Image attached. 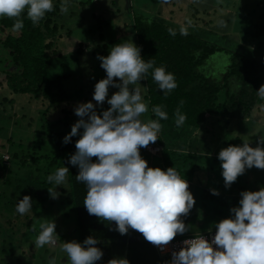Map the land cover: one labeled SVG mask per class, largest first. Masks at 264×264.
<instances>
[{"label": "trees", "instance_id": "1", "mask_svg": "<svg viewBox=\"0 0 264 264\" xmlns=\"http://www.w3.org/2000/svg\"><path fill=\"white\" fill-rule=\"evenodd\" d=\"M76 1L79 3L78 0H67V4ZM62 3L64 0H53V11L46 13L44 19L35 26L25 15L24 27L18 32L12 30L13 20L0 18V44L4 50V55L0 56V134H9L6 143L13 150L9 162L0 154V239L6 244L14 240L17 245L6 250L10 258L3 256L2 252L6 251L1 249L0 261L2 264L40 263L27 260L28 254L32 252L27 251L25 244L35 246L28 237L33 223L39 224L42 219L37 221L36 218H45V215L52 213L53 201L49 200L48 190L53 188L54 183H49L47 177L65 166L69 169L66 186L59 189L64 193V202L74 212L79 242L83 243L89 236L99 240L96 246L102 250L103 257L96 264H107L113 257L127 258L129 264H168L167 257L159 254L156 246L146 241L142 234L129 229L126 235H121L116 230L115 222L106 225L107 221L101 222L89 215L83 206L87 186L76 180L78 167L68 162L70 155L76 151L75 142L79 137H72L67 144L63 142L73 126V109L69 106L73 99L64 85L65 79L71 75L68 67L73 60L66 55V41L71 36L70 30L76 25H63ZM191 11L193 21L189 25L190 29L186 28L187 35H181L179 31L182 25L186 27V21V24L169 25L155 16L149 18L138 13L132 24L141 56L145 61H154V67L163 66L174 74L178 85L165 96L152 79L151 69L143 79L150 118L158 119L151 109L161 105L168 119L160 120L162 129L158 140L149 144L160 148L159 155L147 147L141 150L150 158L155 156L160 162L155 167L163 170L175 167L186 180L195 171L207 174L219 168L218 153L221 149L210 154V149L196 132L198 129L210 131L205 126L207 120L213 118L215 121L209 122L223 130L221 143L224 144L223 138L233 137L234 141H228L227 145H237L248 141L249 135L257 134V129L252 132V127L244 132L236 128H248L252 112L264 105V99L258 95L260 86L264 85V63L247 57L236 46L224 45L225 39H229L228 34L219 37L218 32L208 29L210 20L203 22L202 29L197 17L198 8L194 7ZM169 28L176 30L174 37L169 34ZM92 49L93 46H90L89 51L97 56H106L105 45L99 53ZM75 52L77 55L82 52L81 43ZM100 64L99 60L97 67L103 72ZM83 79H88V83L94 82L88 75ZM113 93L109 91V98ZM90 94L92 91L87 92V95ZM178 107L186 116L181 127L175 124L174 114ZM228 125L231 128L225 130ZM261 125L264 126V122ZM231 130H237L235 132L238 133L234 134ZM6 143H0L1 148L5 149ZM255 144L256 147L258 143ZM257 176L259 169L253 167L246 169L235 182L252 185L250 179ZM234 183L220 190L218 187L225 184L189 188L193 196L194 193L199 194L189 214L182 217L189 229L197 227L206 230L217 223V219L232 215L230 209L235 205L231 202L236 201L234 198L229 200L228 195L234 190H242ZM212 187L218 188L219 193L223 192L224 197L213 195ZM25 195L32 198V208L30 214L21 219L18 218L16 206ZM4 227L10 230L2 231Z\"/></svg>", "mask_w": 264, "mask_h": 264}, {"label": "clouds", "instance_id": "2", "mask_svg": "<svg viewBox=\"0 0 264 264\" xmlns=\"http://www.w3.org/2000/svg\"><path fill=\"white\" fill-rule=\"evenodd\" d=\"M60 8L68 12L67 0ZM53 9V0H0V18L13 20L15 32L23 29L25 15L35 26ZM179 31L181 35L188 34L183 25ZM168 32L173 37L176 35L173 28ZM97 59L106 78L94 86L96 104L89 101L76 106L75 115L80 119L63 138L67 144L72 137H79L68 162L78 167L76 180L87 186L83 206L89 215L107 221L106 225L115 222L121 235L132 229L155 246H167L178 234L190 230L182 217L189 214L195 200L188 181L175 167L166 170L149 167L141 156V148L158 140L160 120H167L168 114L163 106L155 105L151 111L158 119H142L149 107L144 102L140 81L151 69L152 79L167 96L178 86L175 76L163 66L154 67L152 60L145 61L131 38L113 45L108 55H98ZM110 86L118 91L108 98ZM258 95L264 99V85L260 86ZM105 101L110 107L98 113L97 105L102 106ZM174 115L176 126L181 127L186 116L179 107ZM154 148L152 153L159 152V147ZM218 159L225 187L229 188L246 169L264 170V137H260L256 147L247 142L242 146L229 145L219 151ZM68 172L67 167H60L47 181L61 186ZM48 191L52 198H58L56 191L55 194ZM212 194L219 192L213 189ZM240 196L239 205L230 209L232 215L214 224L215 234L210 241L204 233L184 240L180 250L172 253L170 264H264V187L242 191ZM31 208L32 198L25 195L18 201L16 211L24 215ZM57 236L55 222L46 220L39 225L35 246L54 245ZM98 243L97 238L89 236L83 243L64 242L62 251L69 264H96L103 257ZM107 264H129V261L113 257Z\"/></svg>", "mask_w": 264, "mask_h": 264}, {"label": "rangeland", "instance_id": "3", "mask_svg": "<svg viewBox=\"0 0 264 264\" xmlns=\"http://www.w3.org/2000/svg\"><path fill=\"white\" fill-rule=\"evenodd\" d=\"M78 1L79 3L76 1V3L72 4L70 2L67 4L69 10L68 12H63L64 17L63 20H61L63 25L66 27L76 25V27H73L72 30H70L71 36L66 41V55L68 58L73 60L70 67H68L71 75L65 79L64 85V89L67 90V93L70 95L71 99H73L70 100L71 104L69 105L73 109V124L80 119V117L75 115V108L79 103L91 101L94 105L96 104V102L93 100L94 86L98 82V79H102L104 75H106V72H101L99 67H97L99 63V59H97L98 56L95 53L89 51V47L93 46L92 50H95L97 53H99L101 50H103V45H105V52L106 55H108L109 50L113 45L128 40L129 38H131L137 46V41L132 30V24L134 16L138 13L148 16L149 18L155 16L157 19L165 21L169 25L186 24L187 22L186 28L190 29V24L188 22L193 21L191 10L194 7L198 8L199 14L197 17L201 22L199 27L203 29V22L210 20L211 23L208 25V29L218 32L219 37H222V34H228L229 39H225V43H223L224 45L236 46L237 48L242 49L247 57L264 63V0ZM204 10L205 12H203ZM207 13H209V15H207ZM66 43L64 42V46H66ZM80 43L82 44V52L77 55L75 49ZM97 46L101 47L98 48ZM3 55L4 50L0 44V56ZM85 75H88L94 82L90 81L88 83V79H83ZM140 84L144 102L147 104V100L145 99V81L141 80ZM88 91H92V94L87 95ZM109 91L112 93V91L116 92L118 89L116 88L113 90L111 88ZM109 107L110 105H108L105 101L102 106L97 105L96 110L98 113H101L103 110H105V108L108 109ZM261 107V109L252 112V116L249 120L251 125H249L248 128L242 129L241 126L236 128L237 130H241L239 132H244L248 131V129L252 127V132H255L257 129V134L249 135L248 141L244 140L236 146H242L244 142H247L251 147H255V143H259L260 137H264V126L261 125L264 122V105ZM37 108L38 107H36V109ZM32 115L34 114L32 113ZM35 116L32 117L35 118ZM147 118H150V111L146 114V116L142 117V119ZM213 120L214 119L211 118L209 121ZM209 121L207 120L205 125L206 129L210 130L209 132L203 131L201 129H198L196 132L198 137H200V139H202L210 149V154L213 155L218 152V150L228 147L227 142L234 141V138L232 137L226 140L223 138L222 140H224V144L221 143L220 141L223 136V130L217 127V124H212ZM230 125L226 126L225 130H229L231 128ZM256 125H260V127H257ZM10 128H12V125ZM235 131L231 130L232 133ZM8 136L9 134L7 132L0 134V143H6ZM153 146L155 145L147 146V148L149 150L155 151ZM12 152L13 150L10 148L8 143L5 144V149L1 148L0 146V154L2 155V158L7 159L8 162ZM143 152L144 151L140 149L141 156L144 159H148L147 162L149 167H152L153 165L155 167L160 163L158 160H156L154 155V157L150 158V156L143 154ZM156 155H159V153L157 152ZM93 162H95V158ZM223 180L221 161H219V168L216 169L215 172H209L205 174L201 171H195L191 177L187 178L189 188L195 185L210 187L215 183L220 185V183L224 184ZM250 181L252 185L248 184V186L243 182H235L237 188H242L241 191L236 192L234 190V193L228 195L229 200L234 198L233 200L236 201L234 202L235 204L233 201L231 202V204L235 205V207L239 205V200L242 198L240 193L242 191H258L261 187H264V170L259 169V176L250 179ZM65 184L66 183L64 182L61 186L57 187L54 184L51 190L54 194L55 191L58 193V198H52L51 196L49 198V200L53 201L51 204L52 213L45 215V218H36L37 221L41 219L42 220L39 224L33 223L30 233H28V237L31 239V242L35 243L36 235L39 231V225L46 220L49 222L54 221L56 224V233L58 235L56 237V243L54 245H45L42 248H35L34 244H32L33 247H31L29 246V243H26L25 246L28 248L27 251L32 252L28 254V261H40L38 264H49L50 261H52L53 264H69L66 254L62 251V245L64 242H69L72 240L79 242V239L76 232L77 229L75 225L74 212L71 210V206L64 202V193H62L59 189L60 187L61 189H63L62 187L65 188ZM223 187H225V185L218 188L220 190V188L223 189ZM218 188L212 187V189L215 190H218ZM193 197H195L194 200L196 203L199 198V194L194 193ZM218 197H224V193L220 192ZM198 206L200 205L198 204ZM13 211L14 210L12 209V212ZM26 214H30V211ZM26 214L20 215L18 213V218L22 219ZM222 219L224 218H219L216 221L219 222ZM214 224L206 230H200L197 227L192 228L183 235L178 234L175 238H184L202 234L208 230L213 231L215 230ZM33 228L36 230L34 231ZM8 229L10 230L9 227H4L2 231H7ZM16 246L17 245L14 240L6 244L0 239V250L3 249V251H6L7 249L15 248ZM2 255H6V257L10 258V253L7 251L2 252ZM0 258H2V256ZM43 258L44 260L42 261ZM0 264H2L1 261Z\"/></svg>", "mask_w": 264, "mask_h": 264}, {"label": "built area", "instance_id": "4", "mask_svg": "<svg viewBox=\"0 0 264 264\" xmlns=\"http://www.w3.org/2000/svg\"><path fill=\"white\" fill-rule=\"evenodd\" d=\"M214 234H215V231H211V232L204 233L202 235L205 236V238L210 241L212 239V237L214 236ZM199 235H201V234H199ZM199 235H193V236H188V237H184V238H174V240L171 241L167 246H164V247L156 246L155 249H157L159 254L165 255L168 259V264H170V261L172 260V253L174 251L180 250V248L183 246V241L186 239L194 238V237L199 236Z\"/></svg>", "mask_w": 264, "mask_h": 264}]
</instances>
